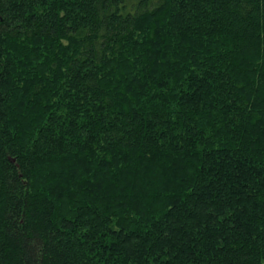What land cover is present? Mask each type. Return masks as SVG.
Instances as JSON below:
<instances>
[{"label":"trees","instance_id":"obj_1","mask_svg":"<svg viewBox=\"0 0 264 264\" xmlns=\"http://www.w3.org/2000/svg\"><path fill=\"white\" fill-rule=\"evenodd\" d=\"M0 264H264V0H0Z\"/></svg>","mask_w":264,"mask_h":264}]
</instances>
